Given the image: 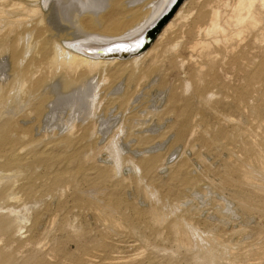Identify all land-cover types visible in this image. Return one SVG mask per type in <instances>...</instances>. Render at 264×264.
<instances>
[{"label":"rangeland","instance_id":"374dc122","mask_svg":"<svg viewBox=\"0 0 264 264\" xmlns=\"http://www.w3.org/2000/svg\"><path fill=\"white\" fill-rule=\"evenodd\" d=\"M144 1L124 6V23L111 26L107 33L119 36L142 20L143 15L137 18L132 11L146 10L150 0ZM17 2L30 7V0ZM167 38L172 41L174 36ZM245 42L249 43L245 51L254 60L249 67L235 61L227 72L216 64L224 86L207 99L195 97L192 88L185 87L192 67L199 68L198 57L188 61L186 50L183 67L172 54L159 60L123 104L112 98L122 93L123 77L118 84L98 87L99 76L93 75L95 85L78 97L79 92L61 91L59 85L55 95L49 88L54 78L44 76L37 95L15 116L14 134L28 127L30 135L19 136L20 141L24 146L30 141L26 146L30 154L47 145L44 151L50 160L7 172L15 176L6 180L15 198H0V216L12 207L18 210L14 217H23L14 218L8 231H0V252L2 248L12 253L9 264H88L87 258L100 253L111 255L104 264H208L219 247L216 264H264V175L260 179L255 173L257 179L248 182L243 172L250 165L255 170L264 160V79H249L251 65V70L257 69L264 49L247 35ZM221 56L229 68L231 58L222 53L217 60ZM4 66L0 65L1 83L12 73L9 65ZM235 85L244 91L239 101L231 94ZM215 98L220 99L219 112L209 106ZM180 108L192 113L183 131ZM68 131L71 146L64 144ZM75 150L83 155L77 175L72 168L76 163L66 158ZM58 172L74 175L73 181L49 188L48 177ZM6 181L0 182V189ZM115 197L122 200L119 206L109 201ZM89 198L98 200L97 206ZM153 212L162 219L152 217ZM175 220L178 231L172 226ZM208 248L215 251L208 253Z\"/></svg>","mask_w":264,"mask_h":264},{"label":"bare ground","instance_id":"6f19581e","mask_svg":"<svg viewBox=\"0 0 264 264\" xmlns=\"http://www.w3.org/2000/svg\"><path fill=\"white\" fill-rule=\"evenodd\" d=\"M119 1L30 0V7H27L18 3L17 0H0V65H9L12 71L8 81L5 83L0 82V119L2 120L0 122V182L10 180V177L13 180L15 176L12 175V177L7 172L10 173L14 168H29L32 161L46 162L50 160L48 153L45 152L48 150L47 145L43 146L44 149H41L42 151H35L30 154V148H26L30 141H27L26 146H24L25 143L20 141L19 136L30 135L28 127L26 129L19 128L18 136L14 134V131H17L15 116L20 114V112L23 113L25 107L29 106L30 101L37 95L38 87L41 86L44 76L54 78V81H51L52 86L48 83L51 86L49 87L51 90L55 91L56 85H59L61 91L70 92L73 95L79 92L78 97L83 95L81 92L85 91L84 93H86L95 85L93 84L94 80L92 81L90 78L93 75L99 76V84L101 83V85L97 84L98 87L106 83L118 84V80H122L123 77L124 89L122 88V93L120 92L121 94L118 96L112 97L113 101L116 99V101L119 100L120 104H123L130 97L132 98L133 93L136 92L135 90L138 89V86H141L140 82L146 81L143 78H146L148 74L150 75L151 69L159 60L172 54L175 55L174 61L181 62L180 66L183 67L185 57L182 53L183 50H186L189 54L187 57L189 58L188 61H195V59H191L194 55L198 57L199 68L192 67L194 70L186 78L185 87L186 89L192 88V95L195 97L207 99L209 94L219 93V90L224 86L220 78L222 75H219L216 70V64H220L219 66L225 72L234 66L235 61L240 65L245 64V67H249V63L254 60L245 51V47L249 46L248 42L244 43L245 35L250 37L253 44L260 49H264V0H236L233 3L229 0H182L172 17L156 33V37L146 48L144 46L140 50L137 47L139 38L147 33V30L170 8L174 0H157L156 3L148 0L149 2L145 3H149L147 5L148 8L144 9L145 11L143 9V12H140V9L132 11L135 15L139 13L143 15L142 20L140 19L139 21L138 19V23L136 22V24H132L133 26L126 28L127 30L121 35L113 37L107 33V30L111 26L117 25V23H124L125 10L123 11V7L127 5V7L130 6L132 8L140 2V4H143L142 1L144 0H124L123 3ZM42 7L46 9V13L43 12L44 9ZM122 13H124L123 16L121 15ZM130 17H132L131 14ZM137 18H140L139 15ZM46 33H48L47 38L43 40L42 36H45ZM172 34L174 38L170 41L167 36ZM110 45H116V48L109 49ZM128 46L130 50L135 49V51L122 56L119 52L126 50ZM97 49L105 50L106 52H117L118 54L101 55L102 52H97ZM222 53L231 58L229 68L223 66V56L217 60L218 54ZM146 60H149V62L145 67ZM251 68L249 71L250 81L253 79H264V56L258 61L256 70H251ZM56 76L57 78H55ZM2 81L4 82V79ZM132 85H135L133 89ZM82 87H84L83 90H81ZM49 88L48 90H50ZM117 90L114 91L116 92ZM57 92L55 91V95L59 93ZM243 93L244 91L236 85L231 89V94L238 101L241 100ZM40 95L42 94L40 93ZM36 98H39V96ZM42 104L41 102L40 105ZM52 105L53 102L50 104V108H52ZM187 105L186 107L192 106L190 104L189 106ZM209 106L219 112L221 110L220 99L215 98L214 101L209 103ZM36 109L38 112L41 110L40 107ZM188 113L181 108L177 112L178 115H184L180 126L182 131L191 120L188 119ZM50 120L48 119L47 121L49 122ZM236 128L239 129L237 126ZM216 131L218 134L220 133V130ZM71 132L68 131L64 141L66 146H71L70 144H72ZM256 155L258 154L256 153ZM66 158L70 162L76 163V166L72 167L73 170H76L73 171V174H81L82 153L79 150H75ZM72 168L70 167V169ZM253 168L250 165L249 168H245L243 171L244 178L248 182L256 180L257 174H259L258 178L260 177V179V175H264V160L261 161V164L255 170ZM64 171L68 170L65 169ZM73 177L74 175H63L62 172L55 173L52 177H48L49 188L64 181H73ZM7 184L0 189L1 199L15 198V194L12 191H8L11 186ZM93 199L89 198V203L97 206L98 203L96 204V202L98 200L94 202ZM79 201L81 202L80 199ZM109 201L114 206H119L122 203L119 197L110 198ZM105 207H103L104 210ZM17 211L12 207H8L7 213L0 216V231H8L7 229L13 224L15 219L20 221L23 219L22 216H13ZM160 216L158 212L152 213V217L156 220H161L162 216L161 218ZM177 225L179 223L177 224L176 220L172 222V226L175 229L179 227ZM181 226V229H184L183 225ZM189 229L190 231L192 230L191 228ZM186 231L188 232L187 228ZM213 244L215 243L213 242ZM211 245L209 247H212ZM208 249H210L209 252L207 251L208 253L215 251L212 250V252L211 248ZM1 250L0 264L11 263L9 256L11 252L8 253L2 248ZM216 251L214 252L215 254ZM208 253L206 254L207 256L210 255ZM215 254H211L208 257V264H216L220 259ZM109 256L111 255H101L100 253L96 258H87V263L104 264V259L110 258ZM36 264L41 263L38 262Z\"/></svg>","mask_w":264,"mask_h":264},{"label":"water","instance_id":"95a60500","mask_svg":"<svg viewBox=\"0 0 264 264\" xmlns=\"http://www.w3.org/2000/svg\"><path fill=\"white\" fill-rule=\"evenodd\" d=\"M182 2V0H174V2L171 4L170 8L164 13L162 14V16L158 19V21L152 25L151 28H149V30H147V33H145L143 36H141L139 38V40L137 41V47L138 50H140L141 48H143L145 46V48L150 44V42L156 37V33H158L160 31V29L162 28V26L172 17L173 13L175 12V10L177 9V7L179 6V4ZM136 47V48H137ZM110 48H116V45H110ZM101 51V55H115L118 54L117 52H106L105 50H101V49H97V52ZM135 51V49H131L128 48L126 50H121L119 53L124 56L127 55L131 52Z\"/></svg>","mask_w":264,"mask_h":264}]
</instances>
